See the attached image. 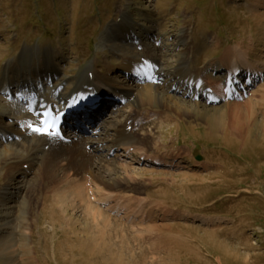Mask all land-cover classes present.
I'll return each instance as SVG.
<instances>
[{
    "label": "rangeland",
    "instance_id": "1",
    "mask_svg": "<svg viewBox=\"0 0 264 264\" xmlns=\"http://www.w3.org/2000/svg\"><path fill=\"white\" fill-rule=\"evenodd\" d=\"M128 1L133 3L131 23L143 21L140 13L147 11L145 7L158 13V43L169 53L164 64H175L184 53L172 42L185 27L195 35L194 40L189 37L195 52L192 62L200 68L213 66L224 48L237 43L251 48L253 61L264 63V0L258 8L252 7L254 0ZM128 1L0 0V120L5 122L0 128L26 114L23 101L17 100L21 86L36 87L51 98L50 91L63 85L69 96L75 78L81 80L92 70L99 73L112 61L115 66L104 73L130 85L116 56L122 52L102 45L115 43L114 23ZM51 35L56 39L49 40ZM216 70L212 67L209 74L215 77ZM14 78L26 82L14 89L13 101L8 90ZM165 81L166 76L160 85ZM108 86L103 88L117 94ZM253 89L236 104L235 112L229 109L235 104L229 108L225 102L220 103L223 107L211 101L193 104L182 92L174 94L188 103L190 112L175 113L162 102L155 104L180 122L150 123L146 131L150 135L141 136L148 138L152 151L178 159H171V165H146L136 158L133 166L103 173L99 181L112 176L117 184L112 188L129 200L125 214L99 208L94 215L85 202L74 205L75 198L44 173V187L40 183L36 193L26 191L29 208L17 210L10 202L0 210V225L7 221L6 213L20 216L11 229L13 242L0 238V264H264V80ZM133 104L131 98L110 116L123 118ZM212 108L219 114L229 111L218 121L203 112L211 113ZM4 135L0 131V138ZM5 146L11 148L0 139L1 156ZM0 163L1 186L7 181L3 175L7 164ZM21 180L17 177L13 183ZM0 232H5L1 226Z\"/></svg>",
    "mask_w": 264,
    "mask_h": 264
},
{
    "label": "bare ground",
    "instance_id": "2",
    "mask_svg": "<svg viewBox=\"0 0 264 264\" xmlns=\"http://www.w3.org/2000/svg\"><path fill=\"white\" fill-rule=\"evenodd\" d=\"M262 2L263 0H254L253 3L251 2L252 7L258 8V6L262 5ZM132 4L133 3L131 1H128L126 8H120L119 10L118 18L121 17V19L118 20L117 18V21L114 23L116 29L113 31V34L115 35L114 41L119 42L113 44L111 48L123 51L122 54L116 55L117 59H120L119 64L124 67L128 73L127 81L131 82L132 80L134 83L128 85L127 83L118 82L115 79L113 80V78L109 77V70H112V66H115V62L112 61V63L106 62V68H102L103 70H100L99 73L92 70L88 76H85L82 79L80 78L81 82L78 81L75 83V85H81L76 87L77 90L75 88V92L83 89L88 90L87 88H92L93 85L100 88L101 85L104 84L110 85L113 90L117 91L118 93L125 94L127 98L133 97L136 101V104L127 111L124 118L121 120H114L112 125L108 126L106 124L107 131L105 138L111 142V146L108 148V150L112 149V147H117V149L122 150L123 153H127L129 155L131 154V156L134 153H139L140 157H144V159L147 160L151 158L152 162L168 163L159 157V155L152 154L147 150L145 147V142L148 141L145 138L143 142L139 136V132L145 129L146 124L155 123L156 121H158V123L159 121L162 123L166 121H173V125L176 126L180 121L177 120V117H175L174 114L171 113V115L170 113H166L169 112L170 109L175 113L190 112V110H188L190 109L188 103H183L181 98L175 96L174 93L170 94L169 91L173 90L174 87L180 88L183 86L182 88H186L188 94L193 92L194 97L199 98L198 101L193 100V104L204 103V98L207 97V94L209 98L217 101L229 99L227 96L230 94H232L234 98H240L242 97V92L237 89V86L239 81H243L245 79L241 75L242 72L246 70L251 74L256 73L262 77V75H264V63L253 62V60L250 58L249 50L246 49L245 45L235 44L234 46L228 47L226 49L224 48L222 53L219 55L218 62L213 64V66L215 65L217 67H222V69L225 70L224 75L221 74L217 77H213L209 75V69L212 68V66L200 68L192 62V58L195 57V52L192 51L189 37H192L194 40L195 35L194 33L192 35V33L188 32V28L185 27L182 28L180 32L176 33L172 42V45L175 44L177 46H182L181 51H184V53L181 56L179 54L180 52L176 54V56L178 55L180 57L177 59L174 58L176 59L175 64H163V60H165L164 56L169 53L163 50L162 46L158 43L157 31L160 29L161 25L160 19L157 17L158 13H155L156 11L151 12L147 7H145L147 11L140 13L141 19H143L144 22L134 20L133 23H131V19L129 18L132 14L130 12ZM259 17L261 18V16ZM144 30H146V32H144ZM198 44L199 43H197L195 47H197ZM142 57L145 60H148L147 66L139 64L140 58ZM13 66L14 65L11 67ZM140 66L142 67L140 68ZM141 69L145 72V74L150 72L155 75L160 74L161 77H163L166 73L167 75L170 74L173 76L166 80V84L158 87L156 84L148 83L147 79L145 78L143 81H140L133 77L135 73L139 75ZM104 70L108 71L107 74L104 73ZM193 70L197 71V74L202 75L206 81H197V78L191 73ZM15 77H17V75H15ZM250 79H248V82ZM58 90L61 92V95H64V87L61 90L58 88ZM73 94V96H75L76 93ZM35 95L38 99L32 97L34 99L33 104L41 105L43 99H39V94L36 93ZM160 102H162L164 107L169 110L164 112L163 109L159 110L153 108L155 104L158 105ZM43 104L47 105V103ZM230 104H235V106L231 105V108H229ZM236 104H238V102H228L224 105L225 107L228 106L227 108L235 112L238 108V105ZM192 110V112L197 113L196 110ZM214 110L216 109H213V112L211 111V113H208V110H203V112L210 118H216L218 120L224 113L229 111L224 110V113L219 114V110ZM117 111L119 110L117 109L113 113H116ZM106 121L107 120H105V122ZM17 122L20 124V126L24 124L23 129L21 127V129L16 128L15 125H5L8 136H11L12 141L9 143L11 144V148L8 149L5 146L6 148L4 149L3 156L0 155V161H5L7 164V170L5 174H3L6 176L7 181L0 186V210H6V206L10 202H12V206L17 210H23L26 207L29 208L31 200H28L26 191H37L36 188L40 185V183L42 187H44L43 181L45 179L43 180V174L46 173L54 178L56 182H59L61 191L64 190V192L70 193L73 198H75L73 200L74 205H78L81 201L85 202L87 204L88 211L91 213L94 212V215H96L95 212L98 213L101 211L99 207H97L95 203L92 202L91 198H96L97 204L100 202L105 203L108 204V207L110 208H117V210L124 212V214L126 213L125 209H127V207L126 205L122 204L121 200L117 199V195L110 193L100 185L101 183L107 188L111 186L113 184L111 183L112 180L110 182V178H112V176H107V180L105 181H99V179L103 177V173L106 172L107 174H112L119 167L128 165L131 162L125 160L122 161V156L120 154H116L114 157L109 158L108 155L102 152L103 148L100 144L98 145L101 148H99V146L92 145L93 140L91 137L78 139L71 142L70 144H65L59 139L52 141V139L49 138L51 139V141H49L47 138H45V136L38 135L28 137L29 139H25L24 137H26L27 131L30 129V127L27 129V123H23L22 119L17 120ZM1 123L2 121L0 120V124ZM145 134L150 135V133L147 132ZM13 145L20 147L23 152L17 151L12 147ZM45 145H49V147L44 150L42 146ZM89 145H91L90 149L87 148ZM24 164H28V168L24 169ZM17 177H21L22 180L13 184V180H15ZM48 183H46V185ZM56 186L58 185L56 184ZM5 190H10V192ZM89 190L91 191L89 192ZM54 191H56V189ZM6 215L7 221L0 225L1 229L5 232H0V238L1 240L10 241L12 243L13 240L9 238L12 237L10 234L11 229L14 228L13 223L16 222V220V223L19 222L18 218H20V216L16 218L17 215L15 217L9 213H6ZM128 216L129 215L126 217ZM30 227L31 226L28 228ZM7 232H9L10 235L7 236Z\"/></svg>",
    "mask_w": 264,
    "mask_h": 264
},
{
    "label": "snow or ice",
    "instance_id": "3",
    "mask_svg": "<svg viewBox=\"0 0 264 264\" xmlns=\"http://www.w3.org/2000/svg\"><path fill=\"white\" fill-rule=\"evenodd\" d=\"M49 127H54V124L49 126ZM33 130L38 132V133H41V134H51L50 131L48 130V128H45V129H41L40 127L38 126H35L33 127Z\"/></svg>",
    "mask_w": 264,
    "mask_h": 264
}]
</instances>
